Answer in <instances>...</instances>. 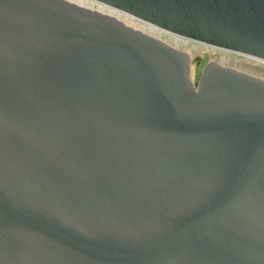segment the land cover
<instances>
[{"label": "water", "instance_id": "water-1", "mask_svg": "<svg viewBox=\"0 0 264 264\" xmlns=\"http://www.w3.org/2000/svg\"><path fill=\"white\" fill-rule=\"evenodd\" d=\"M91 1L264 63V0ZM189 71L73 0H0V264H264V80Z\"/></svg>", "mask_w": 264, "mask_h": 264}, {"label": "rangeland", "instance_id": "rangeland-1", "mask_svg": "<svg viewBox=\"0 0 264 264\" xmlns=\"http://www.w3.org/2000/svg\"><path fill=\"white\" fill-rule=\"evenodd\" d=\"M85 3L88 5V7L98 10L102 13L115 16L122 22L138 30H146L145 32L157 37L165 44L186 53L190 60L189 77L194 86H197L202 71L210 61L216 62L223 67L231 68L238 72H242L264 80V63L254 61L240 55L206 47L204 45L182 39L175 35H168L159 30L150 29L137 21H133L129 18H125L123 15L117 14L113 10L110 11L99 4H95L91 0H86L84 1V4Z\"/></svg>", "mask_w": 264, "mask_h": 264}, {"label": "bare ground", "instance_id": "bare-ground-1", "mask_svg": "<svg viewBox=\"0 0 264 264\" xmlns=\"http://www.w3.org/2000/svg\"><path fill=\"white\" fill-rule=\"evenodd\" d=\"M73 1H75V2H78V3H80V4H83V5H85V6H88L86 3L84 4V1H86V0H73ZM93 2V1H92ZM104 7V6H103ZM107 9V8H106ZM111 10H113V9H111ZM114 12H117V13H119L120 14V12H118V11H115V10H113ZM145 27H148V28H150V29H154V30H159V29H157V28H155L154 26H151V25H145V24H143ZM146 31V30H145ZM160 31V30H159ZM162 31V30H161ZM150 32V31H149ZM177 37H179V36H177ZM180 38H182V37H180Z\"/></svg>", "mask_w": 264, "mask_h": 264}]
</instances>
